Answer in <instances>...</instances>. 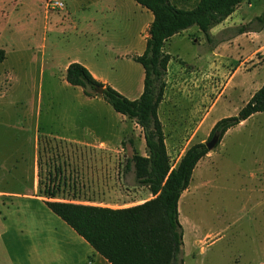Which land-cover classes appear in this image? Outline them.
I'll return each instance as SVG.
<instances>
[{
  "label": "rangeland",
  "instance_id": "1",
  "mask_svg": "<svg viewBox=\"0 0 264 264\" xmlns=\"http://www.w3.org/2000/svg\"><path fill=\"white\" fill-rule=\"evenodd\" d=\"M60 1L62 10L49 8L48 0H0V50L6 56L0 64V150L28 148L35 123L32 105L40 112V135L89 133L94 128L90 109L98 122L118 126L121 116L101 95L92 92L96 94L88 98L99 105L89 109L80 104L79 88L65 86L63 66L68 60L87 62L101 75L103 85L110 84L127 99L139 97L143 68L133 58L145 48L144 23L151 13L133 0ZM197 2L171 0L182 9ZM103 3L109 4V11L101 13ZM258 17H264V2L245 1L218 28L213 43L193 26L164 44L171 60L158 117L173 166L190 146L207 143L214 123L236 115L264 83V27L258 35L236 36L238 27L260 29ZM43 51L46 59L51 55L54 70L42 68ZM97 132L104 135L106 125L99 124ZM141 133L128 121L124 139L133 137L137 152L144 156L145 148L138 150ZM13 135L21 137L15 140ZM102 152L93 192L85 187L88 156L63 157L79 162L68 168L65 181H58L57 170L53 172L59 157H45L51 168L49 186L59 188L58 199L88 198L98 202L93 205L110 208L146 202L149 193L142 190L136 195L133 174L124 173L131 154ZM208 153L210 158L196 166L178 203L182 264H262L264 168L256 166L255 159H264V112L229 130ZM11 234L8 231L4 238L8 246Z\"/></svg>",
  "mask_w": 264,
  "mask_h": 264
},
{
  "label": "trees",
  "instance_id": "2",
  "mask_svg": "<svg viewBox=\"0 0 264 264\" xmlns=\"http://www.w3.org/2000/svg\"><path fill=\"white\" fill-rule=\"evenodd\" d=\"M133 1L153 17L145 50L133 58L142 66L145 76L140 96L135 100L127 99L114 88L96 80L79 63L68 65L65 81L72 87H80L87 97H92L96 94L92 92L102 87L101 97L114 112L141 129L145 155L134 150L131 157L125 159L124 173L131 172L135 185L147 188L153 198L126 208H110L59 200V188L54 186L40 187L38 193L48 199L45 204L56 216L111 264H182L183 230L178 203L198 162L209 151L206 143L194 144L184 152L176 166L170 161L158 117L171 60L163 47L170 38L193 26L203 34L206 42L213 43L210 31L249 0H198L191 9L178 8L171 0ZM257 20L261 28L254 32L261 31L264 26V17ZM249 31L238 27L236 36ZM4 59L5 53L0 50V64ZM262 112L264 83L236 115L220 119L213 125L208 140L219 135L217 147L226 132Z\"/></svg>",
  "mask_w": 264,
  "mask_h": 264
},
{
  "label": "crops",
  "instance_id": "3",
  "mask_svg": "<svg viewBox=\"0 0 264 264\" xmlns=\"http://www.w3.org/2000/svg\"><path fill=\"white\" fill-rule=\"evenodd\" d=\"M98 11L101 13L109 11V4L103 3L100 5ZM152 20L153 17H146L144 29L147 33L143 37L144 45H146L148 28ZM222 25L223 22L210 31L213 37L217 35V30H220L218 28ZM188 31L189 29L173 36L172 38L183 35ZM254 31L256 30H250L249 32L238 35V38L245 36L246 34L258 35L261 33V31ZM44 48L45 47H42V49ZM144 50L145 48L143 49V52ZM143 52L137 56L142 55ZM43 53L42 68L48 69V67H52V70H54L55 65L51 62V55L49 54L47 57L48 59H46V55ZM45 62L47 64H45ZM71 63H79L83 65L96 80L104 84L101 75L91 70L87 62L74 58L68 60L63 66V81L65 86H70L65 81V74L68 65ZM108 86H110V84H108ZM77 88H79L78 94L82 106L90 109L99 105L98 101L95 99L86 97L80 87ZM142 90L143 87L138 94L139 96L142 93ZM34 108L35 106L32 105V110L30 112L32 119L35 122L33 125L34 133L30 137V142L27 143L28 148L23 145L24 147L0 150V188L7 189H0V264H111L100 256L76 233V231L56 216L45 204L48 199L41 196L38 191L40 187L50 185L51 168H47L49 162L47 158H45L49 156L59 157L58 161L54 163L53 166V172L56 170L58 172V181L67 180L66 177H68L70 172V170L68 171V168L71 166V168H73V164L76 165L79 163H77L75 159L71 160L72 162L68 160L64 161L63 157L88 156L89 182L85 183V187L89 188L91 192H93V189H97V157L100 155V151H105L102 153L106 154L108 152H112V154H120L121 152H124V155H132L134 150H137L134 146L135 140L133 137L130 136L124 139L129 120L119 114L118 116H121V118L117 121L118 126L117 124L112 125L103 120L98 122L97 117H93L94 114L92 113H94V110L90 109L92 110L90 123L94 128H91L89 133L44 132L40 135V112H35L36 109ZM99 124L106 125V133L102 136H99L97 132ZM133 124L137 126L135 123ZM13 136L15 140H18L21 137L19 135ZM41 139L43 142H41ZM144 140L143 134L141 133V137H139V151L145 148ZM209 155L210 154L208 153L203 157L198 164L203 160L209 159ZM255 165L263 169L264 159H255ZM71 171H73V169H71ZM47 175L48 178H46ZM26 189L30 190L28 191ZM142 190L149 193L147 188L138 187L136 189V195L137 193H141ZM149 195L150 198H147V200L153 198L150 193ZM64 201L87 205L98 203L96 200L88 198L84 201L73 199ZM8 231L9 233H12L10 236L12 243L10 244L9 242V246L4 239L7 237Z\"/></svg>",
  "mask_w": 264,
  "mask_h": 264
},
{
  "label": "water",
  "instance_id": "4",
  "mask_svg": "<svg viewBox=\"0 0 264 264\" xmlns=\"http://www.w3.org/2000/svg\"><path fill=\"white\" fill-rule=\"evenodd\" d=\"M96 93L99 94V95H102V93H103V88H102V87L97 88V89H96ZM219 139H220L219 135H214V136L210 139V141H208V142L205 144V145H206V148L208 149V151H211V150H213V149L216 147L217 143L219 142Z\"/></svg>",
  "mask_w": 264,
  "mask_h": 264
},
{
  "label": "built area",
  "instance_id": "5",
  "mask_svg": "<svg viewBox=\"0 0 264 264\" xmlns=\"http://www.w3.org/2000/svg\"><path fill=\"white\" fill-rule=\"evenodd\" d=\"M47 6L55 10H62L64 8V5L60 0H48Z\"/></svg>",
  "mask_w": 264,
  "mask_h": 264
}]
</instances>
